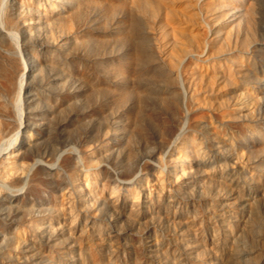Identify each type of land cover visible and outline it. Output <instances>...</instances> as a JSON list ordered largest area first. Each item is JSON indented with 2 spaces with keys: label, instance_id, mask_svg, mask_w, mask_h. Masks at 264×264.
<instances>
[{
  "label": "rangeland",
  "instance_id": "obj_1",
  "mask_svg": "<svg viewBox=\"0 0 264 264\" xmlns=\"http://www.w3.org/2000/svg\"><path fill=\"white\" fill-rule=\"evenodd\" d=\"M1 25L0 264H264V0H0Z\"/></svg>",
  "mask_w": 264,
  "mask_h": 264
},
{
  "label": "bare ground",
  "instance_id": "obj_2",
  "mask_svg": "<svg viewBox=\"0 0 264 264\" xmlns=\"http://www.w3.org/2000/svg\"><path fill=\"white\" fill-rule=\"evenodd\" d=\"M0 31L3 33V35H11L12 38L14 37H17V33L13 32V31H10V30H6V28L1 25L0 26ZM7 54V52H5ZM7 59V61H9V59H11L10 56L8 57H5ZM12 60V59H11ZM15 77H17L15 83H16V88L18 89V94H20L22 92V90L24 89V84H25V81L28 77V74L30 72V70H32L34 68V63L32 61H29L28 59L24 58L23 55H21L20 57L16 58L15 59ZM179 69L181 70V68L179 67ZM13 73V72H12ZM158 75V74H157ZM160 75V74H159ZM178 76H179V80H180V85H181V88L184 92H186V89H185V85H184V80H183V77L181 75V72L179 71L178 72ZM185 96V95H184ZM17 107L19 109L20 107V104H21V99H20V96H18L17 100ZM21 116V114H19ZM12 129H16V131L14 132V134H12L13 136H11L9 139H8V142L9 144H11L15 137L14 136H17V135H20L23 133V123L22 122H18L17 125L12 128ZM169 133L172 135H176V136H179L180 133H181V127H173V126H170L169 125ZM114 201H116L117 198H114Z\"/></svg>",
  "mask_w": 264,
  "mask_h": 264
}]
</instances>
